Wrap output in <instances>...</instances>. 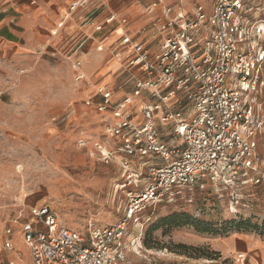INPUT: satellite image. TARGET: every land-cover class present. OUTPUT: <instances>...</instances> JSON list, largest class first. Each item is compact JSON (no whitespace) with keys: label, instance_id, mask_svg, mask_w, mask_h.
Masks as SVG:
<instances>
[{"label":"built area","instance_id":"built-area-1","mask_svg":"<svg viewBox=\"0 0 264 264\" xmlns=\"http://www.w3.org/2000/svg\"><path fill=\"white\" fill-rule=\"evenodd\" d=\"M140 1L150 18L154 49L134 39L127 18L116 12L108 11L102 23L92 16L84 23L92 28L89 36L120 29L116 45L107 49L141 74L131 93L113 100L111 88L102 87L96 103L110 117L100 154L121 171L122 218L79 231L61 223L46 203L18 206L4 230L2 248L12 256L0 264H123L128 221L171 192L202 186L205 180L257 181L262 162L258 135L264 127L258 101L264 85V21L250 14L245 0H213L210 12L195 5L189 13L180 7L183 0ZM88 4L104 7L101 0H75L69 14ZM74 66L79 69L81 61ZM84 77L77 72V80ZM162 125L180 143L166 141ZM14 231L25 250L15 244Z\"/></svg>","mask_w":264,"mask_h":264},{"label":"rangeland","instance_id":"rangeland-1","mask_svg":"<svg viewBox=\"0 0 264 264\" xmlns=\"http://www.w3.org/2000/svg\"><path fill=\"white\" fill-rule=\"evenodd\" d=\"M212 2L183 0L180 7L186 6L184 11L189 13L202 5L210 12ZM245 4L252 16L264 21V0H245ZM88 6L90 11L85 9ZM83 8L86 11L78 16H69L75 18L78 34L64 32L66 21L45 45L0 53V259L12 256L2 248L4 230L18 206L46 203L61 223L79 231L88 224H113L124 214L125 199L117 186L123 181L121 171L100 154L107 142L104 129L109 113L99 112L96 103L102 87L111 88L113 100L131 93L134 78L141 74L110 54L107 47H114L118 36L108 44L105 40L115 32L105 28L89 36L92 28L84 24L86 19L92 16L102 23L103 18L96 19L97 6ZM150 26L149 18L145 30ZM131 35L155 48L150 32ZM77 59L79 69L74 66ZM78 71L84 73L83 80L76 79ZM258 101L264 112V85ZM166 127L160 129L169 141L173 135H166ZM258 140L262 162L256 182L205 180L202 186L171 192L128 221L123 264H264V127ZM173 141L180 143L177 137ZM172 213L195 218V226L159 223ZM205 225L212 232L198 230ZM153 227L149 234L155 253L148 254L143 238ZM13 239L25 250L19 233Z\"/></svg>","mask_w":264,"mask_h":264},{"label":"crops","instance_id":"crops-1","mask_svg":"<svg viewBox=\"0 0 264 264\" xmlns=\"http://www.w3.org/2000/svg\"><path fill=\"white\" fill-rule=\"evenodd\" d=\"M73 1L75 0H0V53L14 54L45 45L47 37H55L56 32L63 28L66 21L64 32L70 35L78 34L80 29L74 25L75 18H69L68 8ZM101 2L104 7L95 10L96 19H101L108 11H113L127 18L131 32H150L148 29L145 30L149 18L144 12L142 1L101 0ZM90 7L85 9L90 11ZM82 8L77 9L75 17L84 10ZM117 32L120 30L112 33L105 43H110L113 37L117 36ZM102 68H99V71H102Z\"/></svg>","mask_w":264,"mask_h":264},{"label":"trees","instance_id":"trees-1","mask_svg":"<svg viewBox=\"0 0 264 264\" xmlns=\"http://www.w3.org/2000/svg\"><path fill=\"white\" fill-rule=\"evenodd\" d=\"M196 221L197 220L195 218H191L187 214L172 213V214L162 218L159 223L161 225H167L169 227H179V226H182L185 224H190V225L195 226ZM206 227L207 228H205V229H198V230L202 231V232H212L211 228H209L210 227L209 225H207ZM154 228L155 227L149 229L147 236L143 238V244L147 249H152L155 247L153 245V243L151 242V237L149 234L151 232V230H153ZM176 246L179 248V247H182L183 245L177 244ZM181 253H185V252H181Z\"/></svg>","mask_w":264,"mask_h":264},{"label":"bare ground","instance_id":"bare-ground-1","mask_svg":"<svg viewBox=\"0 0 264 264\" xmlns=\"http://www.w3.org/2000/svg\"><path fill=\"white\" fill-rule=\"evenodd\" d=\"M119 30H120V29H119ZM52 32H53V31H52ZM134 251H136L137 254L140 253L138 247H135V250H134ZM132 252H133V251H132ZM145 252L148 253V254H154V253H155V252L153 253V251H152L151 249L145 250ZM157 252H158V251H157Z\"/></svg>","mask_w":264,"mask_h":264}]
</instances>
